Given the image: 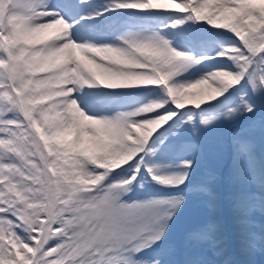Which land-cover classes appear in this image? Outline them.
<instances>
[{"label": "snow or ice", "instance_id": "snow-or-ice-1", "mask_svg": "<svg viewBox=\"0 0 264 264\" xmlns=\"http://www.w3.org/2000/svg\"><path fill=\"white\" fill-rule=\"evenodd\" d=\"M257 210L264 0H0V264H251Z\"/></svg>", "mask_w": 264, "mask_h": 264}]
</instances>
